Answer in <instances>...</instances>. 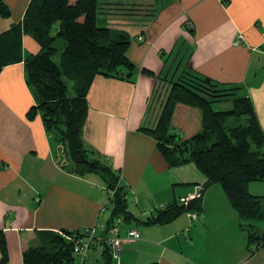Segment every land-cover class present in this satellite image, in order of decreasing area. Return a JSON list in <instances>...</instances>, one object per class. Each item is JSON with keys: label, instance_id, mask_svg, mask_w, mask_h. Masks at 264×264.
<instances>
[{"label": "crops", "instance_id": "0c3cea01", "mask_svg": "<svg viewBox=\"0 0 264 264\" xmlns=\"http://www.w3.org/2000/svg\"><path fill=\"white\" fill-rule=\"evenodd\" d=\"M4 1L11 14H0V33L22 21L31 0ZM101 6L104 18L126 25L123 30L131 37L127 55L137 70L131 81L95 77L83 139L121 175L129 210L145 220L206 181L193 163L170 168L154 137L141 129L158 118L159 110L154 115L151 108L157 76L190 69L241 87L264 131V0H104ZM135 13L140 16L132 18ZM23 47L28 54L40 50L30 35L23 36ZM34 104L24 64L5 66L0 72V229L7 236L6 264H24L23 251L41 243V232L63 229H94V246L77 264H99L95 251L105 247L100 237L108 216L105 182L97 173L77 175L61 167L62 150L41 115L27 116ZM171 128L179 137L191 138L203 128L201 110L177 103ZM215 187L203 192L196 220L183 213L163 224H121L116 231L123 246L115 263L264 264V248L247 250L243 220L221 186L218 206ZM134 229L138 237L129 235Z\"/></svg>", "mask_w": 264, "mask_h": 264}, {"label": "trees", "instance_id": "16d2710c", "mask_svg": "<svg viewBox=\"0 0 264 264\" xmlns=\"http://www.w3.org/2000/svg\"><path fill=\"white\" fill-rule=\"evenodd\" d=\"M101 9L99 0H31L22 21L0 33V72L7 65L24 64L26 81L35 97L27 116L41 115L45 129L66 159V164L59 161L61 167L77 175L97 173L105 182L107 195L113 192L108 195V216L100 242L104 243L121 224H163L183 213L198 212L202 210L198 202L205 189L219 184L243 220L247 250L254 253L264 248V227L256 225L258 220H264V195L249 191L250 183L264 182V131L252 101L238 95L241 87L200 76L190 69L157 76L151 102L156 101L159 107L158 118L154 125H143L141 129L154 137L170 168L193 163L206 177L201 196L188 204L174 200L145 220L129 210L128 191L121 184V175L87 148L83 139L89 109L87 95L95 77L131 81L137 70L127 55L129 33L110 27L101 17ZM0 14H11L4 0H0ZM24 35L39 44L38 53L25 52ZM60 41L63 45L59 47ZM69 81L73 82V96H68ZM228 100L232 107L215 109V104ZM179 102L194 105L202 112V130L188 139L179 137L171 128L174 107ZM243 117L245 122L239 123ZM230 119L234 123L228 124ZM89 236V230L43 231L39 235L41 243L23 251V263L77 264L75 242ZM95 239L93 235L90 248ZM104 244L99 264H115L110 248ZM8 261L7 236L0 229V263Z\"/></svg>", "mask_w": 264, "mask_h": 264}, {"label": "built area", "instance_id": "2783aa9c", "mask_svg": "<svg viewBox=\"0 0 264 264\" xmlns=\"http://www.w3.org/2000/svg\"><path fill=\"white\" fill-rule=\"evenodd\" d=\"M189 25L193 26L192 23H189ZM140 39H143L142 37H140ZM62 154V153H61ZM61 163L66 164V159L64 157H60ZM201 190H202V186L201 185H197L196 186V190L194 193L189 194L187 196L181 197L179 199V201L183 204H188L192 199L198 198L201 196ZM113 192L112 191H108V195H112ZM108 204V201L106 202L105 206H104V210H106V205ZM161 208H164V206H161ZM188 216L193 219L196 220L198 218V214L196 212H188ZM121 219H118V223L120 222ZM89 237L80 239V240H76L75 242V247H74V252L77 256H79V258H81V260H85V258L88 256V253L90 251V244L92 242V237L93 235H95V230L91 229L89 230ZM129 235L132 237H138L139 236V232L137 230H129ZM104 243H106L108 245V247L110 248V251L112 253V257L115 261H118L120 256H121V252H122V239L120 238V236L118 235L117 231L115 230L110 237H108ZM117 264V263H115Z\"/></svg>", "mask_w": 264, "mask_h": 264}, {"label": "rangeland", "instance_id": "374dc122", "mask_svg": "<svg viewBox=\"0 0 264 264\" xmlns=\"http://www.w3.org/2000/svg\"><path fill=\"white\" fill-rule=\"evenodd\" d=\"M100 2H102V1H104V0H99ZM129 1H132V0H129ZM135 1H137V0H135ZM160 4H158L154 9H159L160 8V6H159ZM156 11V10H155ZM155 11H153V12H155ZM132 12V11H131ZM148 13H151V12H148ZM128 15H132V14H127V17H128ZM105 16V13H103V14H101V17H104ZM108 16H109V14H108ZM140 15L138 14V13H135V14H133V16H132V18H138ZM106 19V18H105ZM107 20V23H108V25H109V22H111V27L112 28H115V29H124L125 28V26L126 25H123V24H117V23H114V22H116L117 20H114L113 21V19L111 18L110 20L107 18L106 19ZM57 45L60 47V46H62L63 45V42L62 41H60V42H57ZM172 61V60H171ZM69 83V91H68V96H73L75 93H74V91H73V88H72V86H73V82L72 81H69L68 82ZM239 93H238V95H242V92L241 91H238ZM215 109H228V108H230V107H232V101L231 100H228V101H223V102H219V103H217V104H215ZM151 108L153 109L152 110V114H154V115H156V113H157V108H159L158 106H157V103H156V101L153 103V105L151 106ZM151 114V115H152ZM245 122V119H244V117L241 119V121L239 122V123H244ZM228 124H232V123H234L233 122V119H230V120H228V122H227ZM101 184H103V183H101ZM218 185V187H215L214 189H213V192H212V194L216 197V200H217V202H218V206H220L219 204L221 203V200H220V196H219V194H224L223 192H222V190L220 189V185L219 184H217ZM250 190L252 191L251 193L252 194H254V195H264V182L263 181H255V182H252V184L250 185ZM107 196V201H108V195H106ZM128 199H130V197L128 196ZM106 201V202H107ZM109 202V201H108ZM227 202V201H226ZM132 203H133V201H132V199L129 201V204H130V206L132 205ZM262 203H263V207H264V198L262 199ZM158 209V208H157ZM107 213H108V210H107ZM187 214H188V212H187ZM106 216V214H102V218L103 217H105ZM141 219V218H140ZM141 220H144L143 218L141 219ZM256 225H257V227L259 228V229H262L263 227H264V220H258L257 222H256ZM95 253H97L96 255H97V258H101L102 257V252L101 251H99V250H97L96 249V251H95ZM115 261V260H114ZM93 262H95V260L93 261ZM92 264H94V263H92Z\"/></svg>", "mask_w": 264, "mask_h": 264}]
</instances>
